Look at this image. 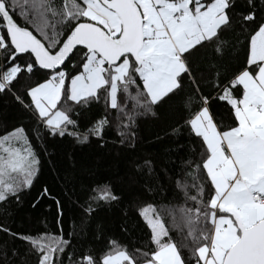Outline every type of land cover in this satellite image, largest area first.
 <instances>
[{"label": "snow or ice", "instance_id": "obj_1", "mask_svg": "<svg viewBox=\"0 0 264 264\" xmlns=\"http://www.w3.org/2000/svg\"><path fill=\"white\" fill-rule=\"evenodd\" d=\"M0 100L21 112L8 130L0 110V264H264V0H0ZM25 119L53 172L45 133L129 153L68 238L47 187L32 207L54 199L59 234L4 222L42 171ZM116 208L126 242L93 224Z\"/></svg>", "mask_w": 264, "mask_h": 264}, {"label": "trees", "instance_id": "obj_2", "mask_svg": "<svg viewBox=\"0 0 264 264\" xmlns=\"http://www.w3.org/2000/svg\"><path fill=\"white\" fill-rule=\"evenodd\" d=\"M0 110H3L6 115L8 130H11L13 126H16L20 122L18 118L21 112L18 106L9 104L5 107L4 101L0 100ZM95 111L102 113V109H96ZM23 124L33 147L40 154L42 171L31 190L23 196L21 206L15 208L12 216L4 222L13 230L27 234L35 235L44 232L59 234V228L56 222L57 209L55 200L44 196L39 199L35 207H32L33 202L40 196L43 188L47 187L51 196L61 201L63 216L60 220V227L63 229V236L68 238L69 234L73 232L74 224H79L80 216L79 209L72 201L82 202L84 193L94 180H103L114 174H122L125 172L129 153L120 151L117 154V149L112 144L115 136L110 131L107 134L109 141L106 145L107 151L98 149L95 141H93L92 147H87L75 144L71 138H51L45 133L43 143L48 151L54 154L53 158L56 162L57 172H53L47 164L49 158L44 156L40 143L31 130L35 121L25 119ZM4 131L5 128L0 126V134H3ZM159 131L155 125L150 123L141 125L140 134L146 140V143L143 145L144 151L152 150V145L150 142H147V138L154 136ZM69 156H71V159H69ZM73 165H75V169L82 179L78 180L74 186L66 185L62 179H58V176L62 177L66 172H72ZM87 169H95L96 175L88 176L86 171H82ZM168 196L171 203L176 206L183 203V199L179 195L174 200L171 199V192L168 193ZM69 197H71V200H69ZM157 199L159 200V198ZM164 203H168V201H164ZM123 220V212L120 208H116L102 211L93 221V224L97 221H102L106 233L110 237L121 242H126L127 233L121 231ZM172 235L174 237L176 236L175 231L172 232ZM2 237L3 234L0 233V238ZM73 239H75L74 236ZM100 243V241L93 240L92 230L90 228L85 246H99Z\"/></svg>", "mask_w": 264, "mask_h": 264}]
</instances>
